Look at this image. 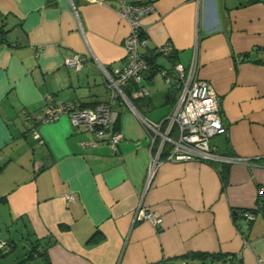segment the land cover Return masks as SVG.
<instances>
[{
	"label": "crops",
	"instance_id": "1",
	"mask_svg": "<svg viewBox=\"0 0 264 264\" xmlns=\"http://www.w3.org/2000/svg\"><path fill=\"white\" fill-rule=\"evenodd\" d=\"M148 1L140 52L156 54L157 71L139 83L149 93L132 98L135 111L117 103L112 129L123 137L112 148L65 115L44 121L42 109L108 99L102 68L124 66L129 32L117 1L0 0V258H12L5 264H154L192 252L264 264V212L252 220L242 213L264 188V0ZM165 43L169 58L157 52ZM75 53L86 56L80 69L64 64ZM193 60L226 127L211 142L249 160L229 164L224 182L226 162L162 156L144 191L153 133L138 115L163 131L180 88L173 65ZM140 199L160 226L134 219ZM22 243L27 252L17 256ZM35 245L42 253L29 256Z\"/></svg>",
	"mask_w": 264,
	"mask_h": 264
},
{
	"label": "built area",
	"instance_id": "2",
	"mask_svg": "<svg viewBox=\"0 0 264 264\" xmlns=\"http://www.w3.org/2000/svg\"><path fill=\"white\" fill-rule=\"evenodd\" d=\"M116 1V10L119 16L128 23L129 32L123 40L124 66L116 69L113 73L102 68L109 90L108 99L91 106H82L76 101L56 102L50 103L42 109L44 121H53L65 115L73 127L92 131L97 139L106 141L112 148H115L123 137L120 132L112 129L118 112L117 103L123 102L132 111H135L132 98H143L149 93L145 84H139L150 67L140 52V47L144 42L142 19L153 10L152 2L148 0ZM172 50L173 47L169 43L157 48V52L164 57H168ZM85 60L86 56L75 53L67 57L64 64L74 69H80ZM173 69L180 82V88L177 100L165 118L164 130L161 131V122H152L138 115L144 127L153 133L144 191L152 182L157 166L161 163L163 152L166 153L164 158L169 161H222L229 164H242L249 160L243 157L224 155L211 142L213 136L224 134L226 127L220 119L219 103L212 84L196 77L195 61H191L188 67L182 63H176L173 65ZM162 73L166 81L169 82L171 77L168 71L165 69ZM126 86L130 87L131 97L124 91ZM32 131L37 135L34 128ZM174 132L176 135L172 136ZM157 136H160V139L155 142ZM166 143L170 145L167 151L164 149ZM261 193H264V188L260 189ZM67 197L72 198V195L68 194ZM257 207V205L254 206V208ZM242 213L249 220L255 217V213L249 209L243 210ZM134 219L149 222L155 227L162 223V218L155 215L142 199L135 209ZM244 244L247 245L246 242ZM1 245L2 243H0V247Z\"/></svg>",
	"mask_w": 264,
	"mask_h": 264
},
{
	"label": "trees",
	"instance_id": "3",
	"mask_svg": "<svg viewBox=\"0 0 264 264\" xmlns=\"http://www.w3.org/2000/svg\"><path fill=\"white\" fill-rule=\"evenodd\" d=\"M49 1H51V0H48V2ZM135 2H138V1H135ZM143 56L145 57V59L147 60L149 66H150L149 71H151L152 73L156 72L157 71V68H156L157 65L155 64V61L153 60L154 56H156V54H154V55L153 54H146ZM169 57H170V55L167 58H169ZM125 89L127 90V92L130 91V87H128V86H126ZM134 104H135V101H134ZM168 145L169 144H167V143L165 144V148H164L165 151H167L170 148V146H168ZM222 154L231 155L228 153L225 154L223 152H222ZM165 155H166V153L163 152L162 156H165ZM228 165H229V163H225V165L223 164L222 168L219 171L221 174L220 176L224 182L227 181ZM256 205L258 206L257 208L251 207V208H245V209L252 210L254 213H256L258 211L264 212V193H261L258 195ZM245 209H242V211ZM34 252L38 255L42 253L40 251V249L37 248L36 245L31 248L29 256H33ZM2 254H3V252L1 251V248H0V256H2ZM188 260L199 261V264H224L227 261H229V260H227V256L225 254H221V253L192 252V253L182 255L180 257L173 258V259H171V261H168V262L163 261V262L154 263V264H183V263H181L182 261L186 262ZM230 261H231V259H230Z\"/></svg>",
	"mask_w": 264,
	"mask_h": 264
},
{
	"label": "rangeland",
	"instance_id": "4",
	"mask_svg": "<svg viewBox=\"0 0 264 264\" xmlns=\"http://www.w3.org/2000/svg\"><path fill=\"white\" fill-rule=\"evenodd\" d=\"M211 140H213V138H212ZM22 245H25V244L22 243L21 245L18 246V248H17V250H16V252H15V255L20 256V253H22L21 250H24V251H25L24 253L26 254L27 249H28V246L25 245V248H24ZM0 248H1V251H2V252H4V250L6 249L4 246H1ZM11 259H12V258L8 257V258L5 259L4 261H2L1 258H0V264H5V262H9ZM6 264H7V263H6Z\"/></svg>",
	"mask_w": 264,
	"mask_h": 264
}]
</instances>
